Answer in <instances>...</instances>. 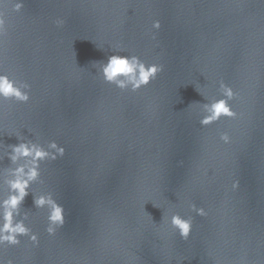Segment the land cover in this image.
<instances>
[{
	"label": "water",
	"instance_id": "95a60500",
	"mask_svg": "<svg viewBox=\"0 0 264 264\" xmlns=\"http://www.w3.org/2000/svg\"><path fill=\"white\" fill-rule=\"evenodd\" d=\"M2 10L0 70L26 81L30 99L0 105V143H18L15 133L65 152L41 162L20 205L38 244L20 237L0 254L14 264H264V0H24L20 12ZM117 45L162 71L135 92L104 82L93 65ZM221 80L237 93V116L201 126L198 103L219 98ZM10 166L4 156L0 170ZM41 192L64 208L52 236L33 203ZM171 211L192 217L187 240L162 220Z\"/></svg>",
	"mask_w": 264,
	"mask_h": 264
},
{
	"label": "clouds",
	"instance_id": "9594fccd",
	"mask_svg": "<svg viewBox=\"0 0 264 264\" xmlns=\"http://www.w3.org/2000/svg\"><path fill=\"white\" fill-rule=\"evenodd\" d=\"M10 4L15 12H20L24 6V0H0V36L5 32L6 19L4 7ZM54 23L59 27L64 24L62 18H56ZM160 21L153 20L152 28L159 29ZM155 38V33H153ZM116 50L107 56L106 61L95 62L94 67L104 82L114 85L120 90L137 91L141 87L149 84L162 71L163 66L158 63H145L135 54L122 55L124 50L119 45ZM30 85L23 80L16 79L8 73L0 70V105L5 101L12 100L20 103H26L30 99ZM196 90L201 92L196 87ZM219 98H205L206 103H198L202 114L199 118L201 126L210 125L222 117L235 118L237 113L229 103L237 93L225 84L219 81ZM202 95V94H201ZM15 135L18 143L3 145L0 148H7L10 151L0 153V160L7 156L10 161V167L0 170V179L7 186V195H0V250L5 245L15 246L21 243L20 237H27L33 246L37 245L38 235L25 223L28 219V213L20 210V205L28 194L29 187L40 178V164L46 160H55L63 156L65 148L59 145L55 140L47 142L46 146L34 141L33 139L23 138L22 135ZM219 140L225 144L231 142L228 132L219 133ZM232 187H237V182L233 181ZM33 203L37 209H46L47 224L45 231L49 236L56 233L65 223L64 208L53 197L51 192H41L34 195ZM154 206L159 207L154 204ZM188 207L199 216H206L207 212L203 207H197L189 203ZM162 220L174 229L181 239L187 240L192 230V217L181 216L178 212L171 211ZM0 264H14L13 259L5 258L0 254Z\"/></svg>",
	"mask_w": 264,
	"mask_h": 264
}]
</instances>
